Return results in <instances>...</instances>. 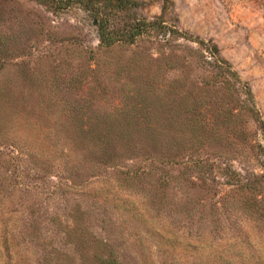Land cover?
Instances as JSON below:
<instances>
[{"label": "trees", "instance_id": "1", "mask_svg": "<svg viewBox=\"0 0 264 264\" xmlns=\"http://www.w3.org/2000/svg\"><path fill=\"white\" fill-rule=\"evenodd\" d=\"M38 1L57 15L80 9L87 13L97 29L99 44L96 48L85 45L80 41V36L71 33L62 37L58 35L61 32L55 30L53 34V39L58 38L69 47L80 48L81 54L90 62L86 70L92 72L91 75L77 70L68 79L71 87L78 84L83 87V83L89 82V79L94 80L87 92L90 99L84 98L85 102L107 97L106 89L99 82V69L93 67L94 62L98 66L99 52H114L119 48L125 50L148 40L156 43L155 52L144 55L135 49L125 63L118 62L113 68L112 75L118 80L119 87L133 100L137 99L136 102L131 101L125 107L110 111L99 109L89 113L88 108H85L88 104L80 103L83 98L63 104V61L55 67H41L31 54L20 63L16 62L17 68L12 76L4 77L8 60L22 55L27 43L19 48L23 35L19 28L9 27V31L3 32L0 27V72L4 73L0 77V137L9 139L13 122H28L33 129L40 131L39 135L48 142V146L57 143L58 151L62 153L55 165L40 153V165L47 162L53 167L63 168V177L64 180L67 178L66 184L70 189L82 190L93 177L92 192L85 193L96 198L101 196V201L104 199V202L113 206L112 212L115 209L122 212L120 226L114 229L120 235L114 238L97 236L84 224H67L65 230L63 228L64 238L73 251L63 250V264H125L124 257L128 251L137 252L138 257L146 253L149 245L143 240L145 235L152 234L154 238L161 235L164 241H184L187 238L188 235L162 230L166 220L161 214L167 207L169 195L166 186L170 180H161L160 176H154L156 179L147 177L155 173V165L163 161L169 167L198 172L207 187L206 190L195 192L198 203L207 201L206 205L209 206L207 196L219 195L221 186L224 187L226 192L220 199L224 204H230V211L239 215V222L235 226L238 229H233V226L229 228L236 236H232V233L225 235L226 230L222 227L215 228L211 233L206 225L202 230L196 227V252L208 253L216 264H246L247 258L242 261L239 256L242 252H248L247 246L254 247L256 237H253V231L264 229V164L262 172L245 177L213 153L203 155L197 149L220 138L229 144H233L236 137L248 143L253 135L257 138L249 144L250 150H244L242 145L237 157L248 150L259 159H264V118L248 82L223 58L217 44L168 24L163 15L149 19L135 14L133 10L139 4L137 0ZM2 9L0 19L16 23L20 21L17 11L6 7ZM47 33L50 36L52 30ZM180 39L192 44H188V51H177ZM49 56L38 55L41 58ZM187 57L191 58L189 61H197L198 65L210 66L212 73L209 71L205 80L190 78L187 74L180 78V74L176 73L185 72L184 66H189ZM168 71L174 72L173 78L160 84L159 77ZM197 88L206 96L216 88L223 89L224 93L232 97L238 94V105L233 107L232 112L226 113L220 122L226 129L225 136H220L219 129L207 127L195 116L191 107L199 103ZM36 107H41L42 113L39 116L35 113L30 118L29 110H36ZM236 110L239 111L237 114ZM240 116L249 118L243 120L237 132L235 117ZM162 117L168 120L163 122L160 120ZM248 120L255 123L254 132H249L246 127ZM136 158H141L139 163H135ZM217 183L221 185L220 188H217ZM157 185L160 192L152 190ZM123 191L127 194H120ZM136 191H143L140 197L134 193ZM212 209V219L216 218L217 226L225 217H222L217 204ZM215 214L217 217H214ZM162 218L163 223L157 225L155 220ZM130 220L140 222L137 224L139 229H132L128 224ZM3 237L4 248L9 249L8 238ZM142 259L145 264H151L146 258ZM213 261L211 259L209 264H213ZM45 264L62 263L57 259Z\"/></svg>", "mask_w": 264, "mask_h": 264}, {"label": "rangeland", "instance_id": "2", "mask_svg": "<svg viewBox=\"0 0 264 264\" xmlns=\"http://www.w3.org/2000/svg\"><path fill=\"white\" fill-rule=\"evenodd\" d=\"M137 1L139 4L133 10L135 14L149 19L163 15L168 24L217 44L223 58L251 86L256 105L264 118V0ZM4 7L17 11L20 21L16 23L0 19L2 31H9V27L19 28L23 32L19 48L27 43L26 51L22 55L8 60L5 74L3 73L4 77L12 76L17 68L16 62L20 63L22 59L32 54L33 59H37L41 67L43 65L55 67L63 61V104L83 98L80 99V103L88 104L85 108H88V112L91 113L99 109L110 111L117 107H125L131 104V101L136 102L137 99L133 100L119 87L118 80L112 75L113 68L118 62L125 63L135 49L142 51L144 55L155 52L154 41H144L138 46L125 50L119 48L114 52H99L98 66L94 62L93 67L99 69L97 71L99 82L106 89L107 97L85 102L84 98L90 99L87 92L94 80L89 79V82L83 83V87L79 84L71 87L68 85V79L77 73V70L91 75L92 72L86 70L90 62L81 54L80 48L75 49L58 38L53 39V34L55 30H59L61 33L58 35L62 37L64 34L71 33L74 36H80V41L85 45L98 47L97 29L87 13L75 9L57 15L40 4L38 0L0 2V11ZM48 30H52L50 36L47 33ZM27 38L30 39L27 40ZM178 43L180 44L176 46L178 52L188 51V46L192 45L184 39H180ZM40 54L50 56L41 58L38 57ZM55 57V61H52ZM189 60L191 58L187 57L189 66H184L185 72L177 71L176 74H180V78H184L187 74L190 78L205 80L209 76V71L212 73L210 66L198 65L197 61ZM3 74L0 72V77ZM173 74V71L163 73L159 77L161 79L159 83L169 82ZM117 76L120 77L121 74ZM59 83L58 81L57 84ZM187 85L191 84L187 83ZM236 85L240 91L239 84ZM197 91L200 96L199 103L191 107L195 116L200 122L206 123L207 127L219 129L220 136H225L226 129L220 125V122L226 113L232 112L233 107L238 105V94L235 93L232 97L224 93L221 88L212 89L207 96L200 92V88H197ZM238 112L236 110L235 114ZM35 113L39 116L42 113L41 107H36V110L31 108L30 118ZM248 116L235 117L237 132L241 129L243 120L249 118ZM160 120L166 122L168 119L162 117ZM246 127L249 132H254L256 129L252 120L247 121ZM39 132L28 122L16 121L11 124L9 139L0 137V264H45L47 261L52 263L57 259L63 264V250L73 251L64 238L63 228L65 230L67 224H84L97 236L103 238H114L113 236L120 235L114 229L120 226L121 210L115 209L112 212L113 206L104 202V199L101 201L100 195L96 198L95 195L85 193L92 192L95 181L93 177L87 186L81 188L82 190L70 189L66 184L67 178L64 180L63 168L53 167L46 164L47 162H42L43 164L40 165V153L54 165L62 153L58 151L57 143L48 146V142L43 140ZM178 134L180 135L179 132ZM255 137L252 135V140H248V143L243 139L239 141L236 137L233 144H229L224 138L222 140L216 138L217 140L208 142L207 145H203L204 148L200 146L197 150L203 155L213 153L219 160L231 164L245 177H249L253 173L262 172L264 159H259L256 154L252 155L248 150L239 158L237 155L240 154L242 145L244 150L247 148L250 150L249 144L254 143L257 138ZM230 145L233 147L231 148ZM136 159L135 163L141 160V158ZM164 162L156 164L155 173L147 177V179H156L154 176H160L161 180L164 178L170 180L166 186L169 195V199H166L167 207L161 214L166 220L162 230L188 236L184 241L177 239L164 241L163 236L154 238L148 233L149 235H145L143 239L149 245L146 253H141L138 257L137 252L128 251L124 257V263L145 264L142 259L144 257L151 264H209L211 259L214 260L213 256L210 258L206 252H196L195 228L200 227L202 230L206 225V229L211 233L215 228L222 227L226 230L225 235L232 233V236H236V233L229 228L232 229L231 226L235 227L238 224L239 215L230 211V204H224L220 199V196L223 197L226 192L220 184H216L217 188L221 186L219 195L207 196L210 201L209 206L206 205L207 201L199 202V204L196 201L195 192L206 190L207 187L200 179L198 172L169 167ZM139 182L142 186V182L140 180ZM152 190L159 191L158 185ZM115 191L112 190V192ZM142 192L134 193L139 194L138 197H140ZM120 194H127V192L123 191ZM203 197L206 198V196ZM214 204L220 207L221 215L225 217L217 226L216 218L212 219L211 215ZM214 217H217V214ZM164 218L155 220V223L161 225ZM139 223L137 220H130L128 224L136 230L139 229L137 226ZM253 235L256 237L254 247L247 246L248 252H242L239 260L243 261L247 258L246 264H264V229L254 230ZM3 236L8 238L9 249L3 246ZM201 249L203 250L202 246ZM140 260L141 263H138ZM215 262L213 261V264H216Z\"/></svg>", "mask_w": 264, "mask_h": 264}]
</instances>
